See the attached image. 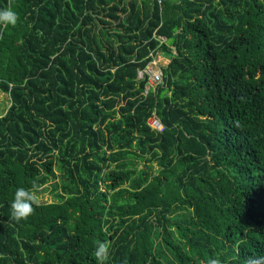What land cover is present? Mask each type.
I'll return each mask as SVG.
<instances>
[{"label": "trees", "instance_id": "16d2710c", "mask_svg": "<svg viewBox=\"0 0 264 264\" xmlns=\"http://www.w3.org/2000/svg\"><path fill=\"white\" fill-rule=\"evenodd\" d=\"M5 9L18 19L0 24V264H97L98 241L105 264L264 255V0ZM150 52L168 61L143 93ZM53 167L52 198L14 220L15 190Z\"/></svg>", "mask_w": 264, "mask_h": 264}, {"label": "clouds", "instance_id": "9594fccd", "mask_svg": "<svg viewBox=\"0 0 264 264\" xmlns=\"http://www.w3.org/2000/svg\"><path fill=\"white\" fill-rule=\"evenodd\" d=\"M17 19V14L10 9L0 11V24L14 26ZM34 203V193L31 189L17 188L11 202L12 218L16 221L26 219L33 213ZM104 230H107L106 227ZM109 247L110 242L108 241L97 242L94 252L97 264H105L109 256ZM202 264H222V262L219 258H209L206 262H202ZM245 264H264V255L250 256L245 260Z\"/></svg>", "mask_w": 264, "mask_h": 264}, {"label": "built area", "instance_id": "2783aa9c", "mask_svg": "<svg viewBox=\"0 0 264 264\" xmlns=\"http://www.w3.org/2000/svg\"><path fill=\"white\" fill-rule=\"evenodd\" d=\"M157 39L159 40V42H164V38L162 36H157ZM148 55L150 56V59L143 67L139 68L136 71L137 78H145L143 93H146L148 88H153L157 84H160L161 66L168 61V58L160 53L152 54V52H150L148 53ZM147 121L149 125L154 129H161V125L153 115L150 116Z\"/></svg>", "mask_w": 264, "mask_h": 264}, {"label": "rangeland", "instance_id": "374dc122", "mask_svg": "<svg viewBox=\"0 0 264 264\" xmlns=\"http://www.w3.org/2000/svg\"><path fill=\"white\" fill-rule=\"evenodd\" d=\"M8 105V95L0 90V114L3 113L5 107ZM55 177L53 179H49L45 184H43L38 189L34 190V196L38 201L42 200H50L52 198V191L50 190L53 184L58 182V171L53 167ZM54 192H57L55 189Z\"/></svg>", "mask_w": 264, "mask_h": 264}]
</instances>
